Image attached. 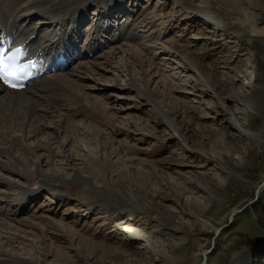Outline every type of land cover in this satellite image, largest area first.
<instances>
[{
    "label": "rangeland",
    "instance_id": "obj_1",
    "mask_svg": "<svg viewBox=\"0 0 264 264\" xmlns=\"http://www.w3.org/2000/svg\"><path fill=\"white\" fill-rule=\"evenodd\" d=\"M206 3L221 11V25L200 13ZM122 4L113 8L118 11L110 24L106 21L109 32L113 26L115 31L102 34L95 54L59 72L102 63L74 78L81 105L95 111L97 120L76 114L72 125L58 129L48 121L44 135L26 141L37 149L34 160L41 170L62 174L68 184L61 195L37 190L16 209L0 188V238L8 242L3 250L35 264H168L153 262L149 239L169 256V264H199L204 249L212 250L208 264H264V186L255 194L264 182V0ZM106 9L90 5L82 21L70 26H79L72 32L81 50L95 43L93 30L104 23ZM48 18L20 20L53 40L60 30ZM195 70L204 74V83L189 80ZM145 91L154 102L140 94ZM47 147L58 158L51 160ZM235 152L249 168L231 164L229 174L222 170L213 180L223 156ZM75 173L97 190L108 182L124 196L108 193L99 203L93 197L85 201ZM0 179L28 186L2 168ZM195 187H206L210 196L204 199L191 190ZM148 209L165 223H156ZM211 218L220 231L201 243L203 221ZM123 221L136 224L144 236L127 237L116 227Z\"/></svg>",
    "mask_w": 264,
    "mask_h": 264
},
{
    "label": "bare ground",
    "instance_id": "obj_2",
    "mask_svg": "<svg viewBox=\"0 0 264 264\" xmlns=\"http://www.w3.org/2000/svg\"><path fill=\"white\" fill-rule=\"evenodd\" d=\"M123 1L124 0H0V27L8 28L13 31L15 34L14 44H27L30 46L32 55H38L40 52L54 50L58 46H62L71 50L72 58L70 62H72L81 56H93L95 54L94 45L98 44L100 40L104 41L102 34L110 35L111 32L115 31L113 26L109 32L110 27H107L106 21L110 24L109 21L114 19V15L118 11V9L113 11V8L116 6L123 8ZM93 4L104 8H110V10L106 9L104 12L107 17L103 20L104 23H101L100 26L104 27L100 28L99 26H95V29L93 30V33L97 36L95 43L92 44L89 49L81 50V48H79L78 50V42L75 41L77 33L72 31H78L79 26L72 29L71 27L73 26L72 24H78V22L82 21L85 9ZM200 13L204 15L205 18L207 17V19L215 21L217 24L221 25L224 21L221 11L213 3H206ZM35 15L46 16L49 17L48 19L54 20V23L57 24L56 27L60 30L59 37L57 39L55 37L51 40L47 34L44 36L41 35L42 37L40 34L38 36L30 27L28 29L26 25L24 26L20 20L21 18L26 17V20H29L30 24L31 21H33L32 17ZM20 22L22 24H20ZM119 34H122V32ZM134 35L135 34L132 32H127L125 36L134 37ZM135 37H137V35H135ZM105 41L108 42L107 40ZM255 41L260 44V41ZM100 48L102 49V47L99 46L96 50L98 51ZM103 60L106 62L107 58H104ZM261 62L264 63V51L261 56ZM100 65H102V63L96 61L79 63L75 69L65 71L64 73H56L48 77H42L31 88H25L20 91H11L0 86V155H3L5 160L4 162H0V168L13 173L20 179H23L28 185L27 187H20L14 183L8 181L5 182L0 179V188L4 190L6 200L12 203V208L14 207L16 209V207H19V204H22L27 197L37 193V190L49 189L53 190L57 195H61L62 190L66 188L68 179L65 176L55 171L45 173L41 170V162L34 160L37 157V149L29 147L26 144V141L27 138L36 139L39 136L44 135L50 126L48 121H51L53 124L55 122L54 128L58 129L63 125H72L70 117L76 114H84L97 120L98 115L95 111H88L81 105L79 95L75 94V90L80 89V87L76 84L74 78L80 74H86L91 71L93 72L94 68ZM205 79L204 74L197 70H195L194 74L189 77V80L195 81L197 85L204 83ZM181 92L188 93L185 90H181ZM140 94L147 99H150V102H154L148 92H140ZM231 98L238 102L242 101V97L240 96H233ZM58 102L60 105H58ZM167 123L168 127L175 131L174 126L170 121H167ZM16 132L21 133L24 138H22V136H17ZM73 133L76 132L74 131ZM44 151L48 152L51 160L58 158V156L56 157L50 152L48 147L47 149L45 148ZM222 160L224 161L223 164L220 168H216L215 170V176L213 178L215 181H218L220 178V172L222 170L224 173L226 172V174L230 173L229 167L231 164H240L245 169L249 168V163L239 156L238 152H235L234 154L227 153L223 156L221 161ZM31 165L34 170L30 169ZM73 179H78L84 184V189L81 192V195L85 201L90 200V198L93 197L94 199L96 198V203H99L103 201L108 193L114 197L124 196L123 193L120 192V189L112 187L108 182L104 183L101 190H97L92 186L88 179H82V177H79L76 173L73 175ZM35 182L37 185L34 187L33 185H35ZM263 186L264 182L259 186L255 194L261 193ZM191 190H196L195 192L204 199L210 196V191L206 187H195V189L192 188ZM11 192L12 194H10ZM130 193L133 194V192ZM140 209L146 214V210L143 208ZM239 210L234 211L231 217L238 215L237 212ZM148 211L150 214L149 216H151V218L153 217L156 223H165V219H163L159 213L150 212L149 209ZM134 212H136V210H134ZM116 227L131 239L142 238V236H144L141 230L138 229V226L133 223L123 221ZM216 232L217 225L214 223L213 219L205 220L202 225V235L199 236L198 241L206 243L207 237L210 235L214 236ZM8 241L14 243L16 242V239H10ZM146 242L149 245L151 253L154 254L153 262L156 263L161 261L169 264V256L161 252L149 239ZM4 245L8 246V242L3 243L0 238V264H35L32 261L9 255L3 250L2 246ZM208 255L207 249H204L200 254L201 260L199 264H204V261L205 264H208Z\"/></svg>",
    "mask_w": 264,
    "mask_h": 264
},
{
    "label": "snow or ice",
    "instance_id": "obj_3",
    "mask_svg": "<svg viewBox=\"0 0 264 264\" xmlns=\"http://www.w3.org/2000/svg\"><path fill=\"white\" fill-rule=\"evenodd\" d=\"M22 50L17 48L10 53L0 51V81L9 80L16 81L24 79L28 73L24 71V68H21L18 65ZM10 86L16 87L15 83H12Z\"/></svg>",
    "mask_w": 264,
    "mask_h": 264
},
{
    "label": "water",
    "instance_id": "obj_4",
    "mask_svg": "<svg viewBox=\"0 0 264 264\" xmlns=\"http://www.w3.org/2000/svg\"><path fill=\"white\" fill-rule=\"evenodd\" d=\"M251 204H253V202H249V204L245 205V206H244L242 209H240L237 213H238V214H239V213H242L243 210H244L247 206H250ZM232 218H233V217H231V219H232ZM219 231H220V230H218V231L215 233L214 236H217L218 233H219ZM211 251H212V250H211ZM211 251H209L208 254H210ZM204 258H205V257H204ZM204 264H205V261H204ZM231 264H233V261L231 262Z\"/></svg>",
    "mask_w": 264,
    "mask_h": 264
}]
</instances>
